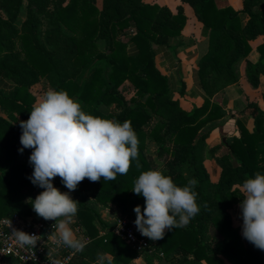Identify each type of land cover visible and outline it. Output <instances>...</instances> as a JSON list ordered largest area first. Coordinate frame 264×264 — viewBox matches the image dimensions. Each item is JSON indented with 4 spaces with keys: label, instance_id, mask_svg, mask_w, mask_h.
Listing matches in <instances>:
<instances>
[{
    "label": "trees",
    "instance_id": "trees-1",
    "mask_svg": "<svg viewBox=\"0 0 264 264\" xmlns=\"http://www.w3.org/2000/svg\"><path fill=\"white\" fill-rule=\"evenodd\" d=\"M184 1L209 37L208 51L194 70L205 103L191 112L174 99L172 81L156 63L160 48L178 50L173 41L182 37L181 7L173 14L143 0H0V220L13 213L38 216L28 200L44 189L29 179L34 170L29 163L32 149L19 151L20 121L29 118L37 101L28 89L44 81L48 88L67 91L88 114L121 123L130 120L139 140L140 170L133 160L127 175H117L113 181L85 178L70 192L80 202L75 220L92 240L89 247L113 253L115 264H129L137 257L112 232L100 235L95 225L99 214L88 201L94 192L98 203H115L122 215L136 219L134 208L140 205L143 211L145 201L131 191L133 181L140 172L157 169L147 153L151 139L164 153L165 175L178 186L190 178L198 180L194 190L200 213L186 227L165 230L164 238L154 241L166 261L264 264V251L243 238L231 214L242 200L244 179L264 173V111L255 106L253 131L240 126V135L227 141V154H218L217 148L210 151L222 170L217 183L204 166L208 134L200 135L207 124L223 117L222 107L213 99L240 81L243 62L248 82L254 88L260 85L264 43L258 46L257 62L248 57L251 42L264 35V0H242V10L220 9L216 0ZM21 15L26 19L17 26ZM100 38L108 41L111 53L100 50ZM4 80L13 85L11 89L2 88ZM126 91L133 92L129 102L121 95ZM185 91L182 82L179 94ZM53 184L61 192L69 191L59 176Z\"/></svg>",
    "mask_w": 264,
    "mask_h": 264
},
{
    "label": "clouds",
    "instance_id": "clouds-1",
    "mask_svg": "<svg viewBox=\"0 0 264 264\" xmlns=\"http://www.w3.org/2000/svg\"><path fill=\"white\" fill-rule=\"evenodd\" d=\"M20 127L23 147L19 151L32 149L29 163L34 170L29 179L44 189L28 201L39 217L55 221L49 236L58 247L82 251L85 244L74 236L71 228L80 202L70 192L85 178L91 182L101 178L113 181L117 175H127L133 160L137 170L141 169L139 140L131 121L121 123L88 114L67 91L49 88L32 105L29 118L20 121ZM57 176L68 192L54 186ZM133 184L131 191L145 201L143 211L140 205L134 208V224L142 236L153 241L163 239L165 230L186 227L200 213L195 178L178 186L171 176L157 168L140 172ZM240 191L242 236L264 251V173L256 172L245 178ZM13 236L21 247L34 248L40 240L38 235L19 229H13ZM58 247L48 250V256L53 257L50 264H61L55 258ZM97 264H104V258L98 259Z\"/></svg>",
    "mask_w": 264,
    "mask_h": 264
},
{
    "label": "crops",
    "instance_id": "crops-1",
    "mask_svg": "<svg viewBox=\"0 0 264 264\" xmlns=\"http://www.w3.org/2000/svg\"><path fill=\"white\" fill-rule=\"evenodd\" d=\"M143 2L167 7L173 14H177L179 8H182L185 17L181 30L182 37L173 41L174 46H177L178 50L160 48L156 56V63L160 72L171 79L175 88L174 99L180 103L181 108L186 112H191L194 108H201L205 101L201 91L195 85L194 70L197 62L207 53L209 48V37L205 32L204 24L199 21L190 4L184 0H143ZM216 5L220 9L231 6L236 10H242L244 7L242 0H216ZM243 18L245 19L246 16L243 15ZM122 39L127 40L128 38L124 36ZM104 42L105 39L97 41L99 48ZM263 43L264 35L251 42L253 49L248 57L250 61L257 62L259 60L260 53L258 46ZM103 51L104 53L107 52V50ZM245 67L246 63L243 62L240 65V81L237 84L229 86L213 99V102L222 107L224 111L223 117L207 124L200 132V135L208 134L204 152V166L213 183L219 181L222 170L215 159L210 156V151L217 148L218 154H227V141L232 137L240 135V126L243 125L249 131H253L255 119L258 115V110L255 106L264 111V75L260 79L259 87L254 88L246 78ZM182 82L186 85V91L183 95H180L179 90L181 89ZM1 86L4 90H9L13 85L4 80ZM147 153L154 159L158 169L166 171L163 162L164 153L160 151L159 146L151 139L147 144ZM89 200V205L94 209H96V205L100 204L90 194ZM116 208V205L103 204L97 207L100 218L96 221L95 225L100 230V235L102 231L111 230L117 217L122 215L120 214L113 218L114 215L113 213L110 214V212H113V209L116 210ZM112 218L113 223L109 222L112 221ZM73 220H75V217ZM73 233L76 238L81 239L85 244L83 250L76 254L73 264H97L98 259L101 257L104 258V264H108V261H111V264H115L116 260L113 253L103 248L96 249L89 247L92 240L86 241L85 239L88 237L86 234L83 237L75 231ZM129 264L171 263L156 256L137 255Z\"/></svg>",
    "mask_w": 264,
    "mask_h": 264
},
{
    "label": "built area",
    "instance_id": "built-area-1",
    "mask_svg": "<svg viewBox=\"0 0 264 264\" xmlns=\"http://www.w3.org/2000/svg\"><path fill=\"white\" fill-rule=\"evenodd\" d=\"M135 219L126 215H120L110 232L121 239L138 256H159L165 258L162 251H159L154 241L144 237L137 230ZM48 220H38L36 216L29 218L19 213H13L0 220V264H50L53 257L48 256V250L57 248L56 242L49 236L52 232V225ZM72 227L77 234L85 237V230L72 221ZM13 229L23 230L29 234H35L40 237L34 248L21 247L13 236ZM109 231H102L105 235ZM86 241L91 240L89 237ZM79 251L67 247H58L56 259L61 264H72L76 254Z\"/></svg>",
    "mask_w": 264,
    "mask_h": 264
},
{
    "label": "rangeland",
    "instance_id": "rangeland-1",
    "mask_svg": "<svg viewBox=\"0 0 264 264\" xmlns=\"http://www.w3.org/2000/svg\"><path fill=\"white\" fill-rule=\"evenodd\" d=\"M26 19V17H25V15H21L20 16V18L18 19V22H17V26H21L22 25V23H23V21ZM100 39H102V38H100ZM100 39H98V41L100 40ZM100 50H102V52H104L103 50H107V52L106 53H111L110 51V46H109V43H108V41L107 40H105V42L103 43V45L100 47ZM49 88L45 85V83H44V81H42V82H40V83H37V84H35V85H33V86H31L29 89H28V91L36 98V100L37 99H39L43 94H44V92H46L47 90H48ZM120 95V94H119ZM121 95H122V98L124 99V100H126V102H129V100H130V98L133 96V92L131 91H126V92H122L121 93ZM4 115V114H3ZM5 116V115H4ZM90 196H92L93 198H95V193L94 192H91L90 193ZM94 200V199H93ZM92 205H93V203H92ZM100 205V204H99ZM99 205H96L95 206V210H96V212L98 211V209H97V207L99 206ZM108 205H116L115 203H111V204H108ZM117 206V205H116ZM99 212V211H98ZM240 212H241V210H240V207H239V205L238 206H236L232 211H231V214H232V217H233V221H234V225L240 230V232H241V234H242V223H243V221H242V217H241V215H240ZM113 213V215H114V217L113 218H115V216H118V215H120L121 214V210L118 208V206H117V208H116V210H114L113 209V212H110V214H112ZM99 214V213H98ZM113 218H112V221H109V222H112L113 223ZM118 218V217H117ZM116 221V220H115ZM114 225V224H113ZM113 225H112V227H113ZM71 228H72V230L74 231V229H73V227H72V225H71ZM108 231H110V230H108ZM156 257H158L159 259H162V260H164L165 258H162V257H159V256H156ZM166 260V259H165ZM172 264V263H171Z\"/></svg>",
    "mask_w": 264,
    "mask_h": 264
},
{
    "label": "water",
    "instance_id": "water-1",
    "mask_svg": "<svg viewBox=\"0 0 264 264\" xmlns=\"http://www.w3.org/2000/svg\"><path fill=\"white\" fill-rule=\"evenodd\" d=\"M36 217H37L38 220H41V219H42V217H39V216H36ZM48 222H49V223H52V222H54V221H52V220H48Z\"/></svg>",
    "mask_w": 264,
    "mask_h": 264
}]
</instances>
